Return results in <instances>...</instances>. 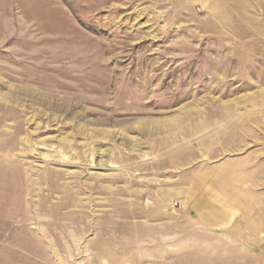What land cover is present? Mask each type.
<instances>
[{
  "label": "rangeland",
  "instance_id": "374dc122",
  "mask_svg": "<svg viewBox=\"0 0 264 264\" xmlns=\"http://www.w3.org/2000/svg\"><path fill=\"white\" fill-rule=\"evenodd\" d=\"M0 264H264V0H0Z\"/></svg>",
  "mask_w": 264,
  "mask_h": 264
}]
</instances>
